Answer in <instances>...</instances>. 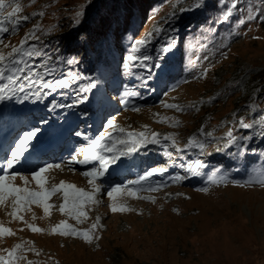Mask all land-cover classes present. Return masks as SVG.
Segmentation results:
<instances>
[{"label":"rangeland","instance_id":"1","mask_svg":"<svg viewBox=\"0 0 264 264\" xmlns=\"http://www.w3.org/2000/svg\"><path fill=\"white\" fill-rule=\"evenodd\" d=\"M207 1L208 12L204 14L209 17L202 18L204 28H207L213 20L216 21L218 14L228 6L227 3H219L218 0ZM153 2L154 0H123L119 5L115 0H15V2L12 0V6L5 7L3 17L7 18L8 13L12 12L19 3L21 11L12 19L25 15L30 19L22 22L15 33L11 30L4 33L3 38L11 36V40L4 42L19 46L25 34L39 25L44 31L52 29L48 35L37 33L41 35L46 48L51 49L55 40L49 41L55 34L63 35L64 39H67L74 33H82L81 23L89 19L94 22L91 27H97L96 33L103 34V31H107L109 23L102 25L98 21L99 16L107 19L112 16V19H117L116 10H120L123 3L126 5L125 14L133 9V4L143 17H147V20H144L147 21L143 25L144 30L162 28L173 13H175L174 18L188 14V11L181 12V8L190 7L196 0H166L158 12L148 17L145 13ZM237 9L228 21L222 22L227 25L215 24L214 33L205 32L201 37L197 35L201 33L200 28L192 36L190 34V40L185 43L188 64H192L193 70L194 64L209 69L206 78L187 79V83L184 81L165 95L168 99L167 104L179 105L185 108V111L167 108L163 101L156 106H150L147 102L142 104L136 98L135 104L139 107V111L131 110V100H129V108L124 106L122 114L111 115L106 110L110 105L107 99L108 91L98 73L89 78L97 84V87L88 93L86 102L79 103L75 107L60 106L74 102L79 85L72 90L70 87L55 92L47 90V94L42 98L55 101L53 106H49L44 111L39 110L35 98L24 100L22 97H14L11 100L0 101V106L6 105L16 110L12 114L20 113V108L30 107L33 115H28L25 119L19 116L18 121H23L22 126L25 128L30 124V130L36 127L42 129L39 137L51 127L57 128L59 123H62L63 131L71 129V133L77 129L75 126L81 124L83 132L80 133L86 140L85 137L93 138L103 132L109 118L125 131L146 132L149 135L153 132L158 133L159 144H150L146 149L121 158L122 162L129 160L131 156L135 158L134 162L129 160L133 165L131 170L129 164L126 166L127 170L121 172L118 182L123 183V186L139 179L153 167H167L170 171L182 170L185 167L184 161L189 162L185 153L191 155V151L185 152L186 137L189 133L203 129L199 135L210 132L212 136H208L207 139H213L214 133L218 131V134L225 138L229 128L233 126V113L238 114L237 119L239 116H244L250 121L251 109L245 111L248 105L255 102L260 110H264V94L257 100V95L254 96L253 100L244 104L245 106L243 101L246 97L242 96L251 79L262 78L261 81L259 80V85L264 86V20L261 19L264 16V0H240ZM65 11L73 14V18H70L68 13H66L67 18H64ZM77 12L83 15L77 18L75 14ZM192 12L193 10L190 11L191 14ZM37 13H43V16L33 15ZM249 16L255 19L246 20L244 24L236 23L242 17ZM73 19L75 22L79 19V22L70 29L63 27L56 31L53 29L59 21L65 24ZM8 26L11 29V25ZM224 28H226L225 33L222 31ZM201 41H206L207 47H202ZM34 42L29 41V43ZM102 43L103 40L100 39L97 45L101 47ZM195 45L199 51L198 56L207 55L209 60L205 61L202 58L199 61L193 60L194 52L189 53V51L192 46L195 48ZM4 49L6 48L0 45V50ZM10 50L9 47L4 53ZM98 56L101 65H109L112 59H116L114 48L111 47L108 49L102 47ZM53 58L49 64L55 72L49 79L70 77L71 74L66 69L63 70L55 57ZM203 70L196 69V73ZM192 75L193 72L191 77ZM133 76L137 84L142 85L140 71H134ZM152 77L155 75L151 74ZM157 81L158 77L153 79L154 83ZM110 83L117 85L118 79L113 77ZM254 89L256 90V87ZM25 101L27 105L23 106ZM193 105L195 107L191 109ZM46 114L49 115L47 123L43 124L39 120ZM255 115L259 116L260 111ZM9 116L11 117L9 121H0V134L1 128L7 130L13 127L14 124L10 121H13L12 117L15 115ZM54 117L58 119L53 120ZM257 132L248 133L253 137L257 136L256 140L249 142L253 144L252 149L256 150L251 161V167H257L256 171L261 168V164H264V156H260V153H264V140L258 137ZM165 136L172 137L176 143L173 144L171 140L165 141ZM115 137L123 138L119 132L115 133ZM225 142L223 140L215 142L214 147L209 146L213 148L211 156L222 153L217 152L216 149L222 147ZM78 144L87 145L86 142L80 143L79 140ZM75 148L72 146L71 150ZM78 149L62 163L58 162L62 166L60 169L53 168L45 173V188L51 190L53 186L64 182L85 192L92 191L93 186L89 183V178L82 175L91 166L74 165L70 169L64 163L76 154ZM100 152L102 155L105 154L103 149H100ZM174 155L178 157L176 160L173 158ZM179 159L181 161L176 162ZM238 160L240 166L237 167V171L235 173L229 171L225 176L229 181L228 184H214L209 180L205 186L209 189L207 193L189 187L187 184L191 178L184 179V182L176 181L177 184L165 189L160 182H156L153 187L152 182L157 177L154 175L142 181L140 186L130 185L133 189H137L136 192L139 194L136 193V197L128 195V190L122 187L121 193L113 200L107 196V189L102 190L94 195L93 201H86L83 204L84 215L78 218L75 214L69 215L67 211H60L61 205L65 203L64 192L60 189L48 197L46 202L50 207L47 214L40 204L33 202L22 207L14 217L11 215L15 210L13 201L8 198L3 205H0V226L9 228L12 234L5 233L0 236V257L5 261L9 260L6 250H11L19 244L22 247L16 250L17 258L11 261V264H29V262L32 264H264V187L234 186L232 181L236 177L240 180L247 178L248 167L243 165V157ZM110 169H114V166ZM20 174L27 176L29 182L25 185L17 176L13 181L16 186L28 187L32 191L41 190L40 186L31 179L30 172H20ZM197 178L198 176H195L194 179ZM195 180L192 183L197 185ZM144 184L152 188L159 186V189L146 191L143 194ZM113 203L128 210L112 211ZM97 217H99V226L93 229L92 225L96 223ZM61 222L67 223L78 235L54 233L53 229ZM32 228L41 231H33ZM84 232L98 239L94 238L91 243H87L82 238Z\"/></svg>","mask_w":264,"mask_h":264},{"label":"snow or ice","instance_id":"2","mask_svg":"<svg viewBox=\"0 0 264 264\" xmlns=\"http://www.w3.org/2000/svg\"><path fill=\"white\" fill-rule=\"evenodd\" d=\"M15 2V0H13ZM219 3H227L226 10L222 11L221 16L216 21H213L207 28H201V35L203 36L205 32H215V24L226 22L230 17L237 11V5L240 0H218ZM205 0H196L188 8H181V12L192 11L202 7ZM10 6V5H9ZM6 4L5 0H0V45L3 48H11L6 54L3 50H0V101L11 100L14 97H22L24 100L35 98L39 101L44 95L47 94V90L52 92L58 89H66L72 86V82L79 79L78 73H72L70 77L65 76L63 78L49 79V77L54 76L55 69L50 67L49 62L53 61V56L47 51L46 45L41 39V35H37L40 32L42 35H48L52 29L44 31L39 25L34 26L32 30L25 34V37L20 41L19 46L9 45L4 42L3 34L8 33L10 30L15 33L18 26L25 21H29L30 17L25 15L18 19L13 20L17 13L21 11L19 3L12 12L8 13V17H3V12L5 10ZM33 15L43 16V13H37ZM83 15L81 12L76 13V17L79 18ZM175 13H173V17ZM255 19V17L249 16L247 18L242 17L238 23L244 24L246 20ZM264 20V16L261 17ZM79 22V19L76 21ZM8 25H11V29ZM164 29L157 27L153 32H149L142 39H133V43L130 46V53L127 55L126 60L133 66L146 69L148 74L146 77H141L142 80L151 78V70L155 67H159L155 63V59L151 54L146 52V49L152 44L153 39L163 33ZM170 31L175 32V29H170ZM29 41H35L34 43H29ZM177 39L175 35H169L167 37V42L164 46L160 48L161 53L171 52L177 46ZM202 47H207L206 41H201ZM223 55V53H221ZM205 61L209 60L207 55L203 57L196 56L195 59L199 61L200 59ZM226 58V57H225ZM58 59V58H57ZM67 65L77 64L78 61L75 58H67L63 61ZM208 68H204L203 71L193 74V79L206 78L208 73ZM188 81L185 80V83ZM97 87V84L89 79L86 84H81L78 86V92L75 100L70 105H62L60 107H75L79 103L86 102L88 100V93L92 92L93 89ZM128 99H121V103L127 108L129 100H131V110L139 111V107L135 104V98L139 96V93L133 91L131 93L126 92L124 94ZM211 102V101H210ZM163 103V102H161ZM167 108L177 109L180 111H185V108L176 104H165ZM191 107H195L194 105ZM251 109V120L244 116H239L233 113V126L229 128L226 133L225 143L222 147L216 149L217 152H223L226 149L232 147L237 148L235 155L245 156L248 152L255 154V149H250L248 143L254 139L250 134H244V131H251L254 128H259L257 135L260 139L264 140V110L259 109V105L255 102L247 106L245 111ZM260 111V115L257 116L255 113ZM107 127L104 131L99 133L96 137L85 139L88 141L87 145L80 147L76 154L72 155L69 160H67L65 165L70 169L74 165H91L90 169L82 173L83 176L89 178V183L93 186L91 192H85L81 189L76 188L72 184H66L61 182L58 186H53L51 190L44 187L45 185V173L50 169L56 168L60 169L61 164H35L29 171L31 174V179L34 180L39 186L40 191H32L28 187L16 186L13 181L19 176L20 180L24 182L25 185L28 184V177L15 171L16 165H23L28 160L29 150L34 147L33 141L39 139V135L42 129L36 127L32 130L24 131L21 136L18 137L17 141L14 143L13 147L10 149V158L5 157V162L0 164V205H3L8 198H11L15 210L11 213L12 216H16L17 212L28 203H38L42 206L44 212L47 214L50 205L46 202L48 197L58 189L64 192L65 203L61 205L60 211L65 212L69 215L75 214L78 218L84 215L82 211L83 204L88 201H93L94 195L99 194L102 190L107 189V196L115 200L116 195L120 194L122 187L128 190V195L136 197L137 189H133L130 185H140L142 181L152 177L154 175H162L167 172V167H153L147 170L139 179L135 181H130L129 185H115L112 186L107 183L108 175L110 174V168L112 166L119 167V163L122 162L121 158L124 156L131 155L133 153L139 152L142 149H146L150 144H159L160 138L158 133H151L150 135L146 132H133L125 131L124 128H119L112 118L106 121ZM244 130V131H242ZM203 132V129H201ZM119 132L122 134L123 138H116L115 133ZM77 136H81L80 132H76ZM207 136H212V133H206ZM165 141L171 140L173 144L176 143L174 139L170 136L164 137ZM109 143H105V142ZM193 143L197 144L198 147L203 148L204 145L199 143L195 139H190L188 147ZM100 149H103L105 154H101ZM179 150V149H178ZM82 156V159L78 157ZM260 156H264V153H260ZM206 167L203 161H196L195 166H187L186 172L190 173L193 177L199 176L201 173L199 169ZM11 170V172H10ZM219 174V179H211L210 182L214 184L225 183L229 181L223 176L220 169L214 170L213 176ZM187 175H177L173 179L175 181H183L187 179ZM99 181V183H97ZM234 186L239 187H249L253 185H260L264 187V164H261V168L248 176L242 183L232 181ZM156 188H149L148 191H156ZM197 191L207 193L209 191L208 187H202L197 189ZM146 199H152L151 197H146ZM97 203L99 201H96ZM154 202V201H153ZM112 211H125L128 210L123 206H118L115 203L111 205ZM99 226V217H97L96 223L92 225L95 229ZM31 227V226H30ZM33 231H41L38 228H32ZM53 232H59L61 235H78L74 230L70 229V226L61 222L57 228L53 229ZM12 234L11 230L6 227L0 226V236L3 234ZM82 238L85 242L91 243L92 240L98 239V237L91 236L88 232L82 233ZM22 246L17 244L13 249L6 250L9 260H3L0 257V264H11V261L15 260V252ZM32 264V262H29Z\"/></svg>","mask_w":264,"mask_h":264},{"label":"trees","instance_id":"3","mask_svg":"<svg viewBox=\"0 0 264 264\" xmlns=\"http://www.w3.org/2000/svg\"><path fill=\"white\" fill-rule=\"evenodd\" d=\"M116 1V3H118L119 5L123 2V0H115ZM132 4V3H131ZM208 5H209V2L206 0L205 1V3H204V5L202 6V7H200V8H198V9H194L193 10V12H200V10L201 11H204V12H207L208 11ZM132 6L133 7H136L135 5H133L132 4ZM150 6V5H149ZM148 6V7H149ZM125 7H126V5L123 3V5H121L120 6V10H116V13H117V16H118V12H120V11H122V10H124L125 11ZM158 7H159V9H160V5H158ZM66 13H68V12H64V18H67V16H66ZM124 13V12H123ZM190 13V11H188V14ZM68 14H70V13H68ZM76 14V13H75ZM195 14H197V13H195ZM73 14H70V18H73ZM221 16V14H218V19H219V17ZM184 17H187V16H184ZM111 18H112V16H111ZM111 18H108L107 19V17L105 18V17H102V16H99V19H98V21L99 22H101V24L102 25H106V24H108L111 20H113V19H111ZM107 20H108V22H107ZM77 21V20H76ZM172 22V20H170L169 21V23H171ZM168 23V24H169ZM77 24V22H75V19H73L71 22H66L65 24H63V21H59L58 23H56L55 25H54V27H53V29L56 31V29H62V27L63 28H66L67 30L68 29H70L71 27H72V25L74 26V25H76ZM82 24V27H83V31H84V34H85V36H86V41L88 42V41H90V40H92V38H93V36L94 35H96L97 33H96V28L97 27H91L93 24H94V22L92 21V20H84L83 21V23H81ZM62 25V26H61ZM56 35V34H55ZM77 37H78V35L77 34H74L73 35V39H71L69 42H71V43H76V42H78L79 40H77ZM58 38L59 39H63L64 38V36L62 35H58ZM70 38V37H69ZM69 38L68 39H66V40H69ZM262 80V78H257V79H251L250 81H249V84L247 83V86H246V89H245V91H243V95L242 96H245L246 98L244 99V101H243V105L244 104H246V103H248V102H250L251 100H253L254 98V96H256L257 95V98H256V100L258 99V98H261L262 97V95L264 94V92H263V89H264V86L263 85H259L260 84V81ZM254 87H256V90L254 89ZM245 106V105H244ZM258 116V115H257Z\"/></svg>","mask_w":264,"mask_h":264}]
</instances>
